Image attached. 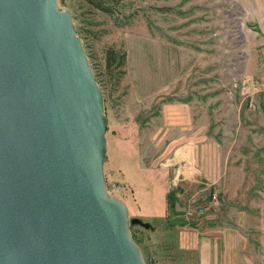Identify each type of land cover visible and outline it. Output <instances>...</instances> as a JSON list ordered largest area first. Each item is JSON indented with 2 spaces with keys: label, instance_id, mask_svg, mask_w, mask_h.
I'll return each mask as SVG.
<instances>
[{
  "label": "rangeland",
  "instance_id": "rangeland-1",
  "mask_svg": "<svg viewBox=\"0 0 264 264\" xmlns=\"http://www.w3.org/2000/svg\"><path fill=\"white\" fill-rule=\"evenodd\" d=\"M59 4L71 11L103 91L107 187L127 205L147 264H200L198 234L211 238L221 264L226 250L234 264H264V92L251 108L241 91L245 77L264 78V0H107L110 11L90 0ZM130 35L199 59L165 92L139 100ZM109 48L126 51V64L107 67ZM200 206L208 209L197 214Z\"/></svg>",
  "mask_w": 264,
  "mask_h": 264
},
{
  "label": "water",
  "instance_id": "water-1",
  "mask_svg": "<svg viewBox=\"0 0 264 264\" xmlns=\"http://www.w3.org/2000/svg\"><path fill=\"white\" fill-rule=\"evenodd\" d=\"M104 94L59 0H0V264H147L111 195Z\"/></svg>",
  "mask_w": 264,
  "mask_h": 264
},
{
  "label": "crops",
  "instance_id": "crops-1",
  "mask_svg": "<svg viewBox=\"0 0 264 264\" xmlns=\"http://www.w3.org/2000/svg\"><path fill=\"white\" fill-rule=\"evenodd\" d=\"M136 46L140 48V54L136 52ZM127 47L130 81L133 93L139 100L149 101L165 92L191 73L199 59L198 53L192 49L145 36H128ZM190 142L194 144V141ZM184 148L188 151L187 158L179 156V159L185 162L189 158L193 160L191 146L185 144L180 149ZM198 235L193 243L200 248V264H221L218 257L215 259L213 255L211 238ZM225 253L227 260L223 263L234 264L235 259L229 257L231 252L226 250Z\"/></svg>",
  "mask_w": 264,
  "mask_h": 264
},
{
  "label": "built area",
  "instance_id": "built-area-1",
  "mask_svg": "<svg viewBox=\"0 0 264 264\" xmlns=\"http://www.w3.org/2000/svg\"><path fill=\"white\" fill-rule=\"evenodd\" d=\"M241 91L244 95V98L249 100V106L251 108H254V96L264 92V78L252 79L249 77H245L241 85ZM207 209L208 206H200V208L197 210L198 212L196 213L200 214ZM193 213L194 211H189L190 215H192Z\"/></svg>",
  "mask_w": 264,
  "mask_h": 264
},
{
  "label": "trees",
  "instance_id": "trees-1",
  "mask_svg": "<svg viewBox=\"0 0 264 264\" xmlns=\"http://www.w3.org/2000/svg\"><path fill=\"white\" fill-rule=\"evenodd\" d=\"M95 7L104 11H110L109 6L106 5L107 0H90ZM127 52H119L115 48H109L107 52V67L117 64L119 67L126 64Z\"/></svg>",
  "mask_w": 264,
  "mask_h": 264
}]
</instances>
